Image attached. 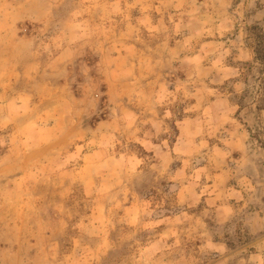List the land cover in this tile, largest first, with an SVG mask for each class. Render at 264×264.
I'll list each match as a JSON object with an SVG mask.
<instances>
[{
    "label": "rangeland",
    "instance_id": "374dc122",
    "mask_svg": "<svg viewBox=\"0 0 264 264\" xmlns=\"http://www.w3.org/2000/svg\"><path fill=\"white\" fill-rule=\"evenodd\" d=\"M0 264H264V0H0Z\"/></svg>",
    "mask_w": 264,
    "mask_h": 264
}]
</instances>
